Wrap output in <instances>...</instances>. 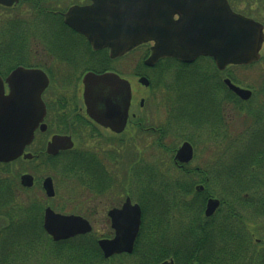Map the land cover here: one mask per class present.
<instances>
[{
  "label": "rangeland",
  "instance_id": "rangeland-1",
  "mask_svg": "<svg viewBox=\"0 0 264 264\" xmlns=\"http://www.w3.org/2000/svg\"><path fill=\"white\" fill-rule=\"evenodd\" d=\"M47 1L49 4H54V0ZM55 6L57 5L55 4ZM234 6L236 9H238L237 7L239 4L235 3ZM28 7L30 6L25 5L18 7L15 9L14 13H17L19 12L18 10ZM50 8L51 6L49 9ZM14 13L13 11L11 12L12 15ZM262 13L264 14V4H262ZM6 16H8V14ZM26 16L29 17L30 14L26 13ZM26 16H20L23 20L22 24L20 23L21 26L27 23ZM147 56L148 46L136 48L129 53V58L127 60L124 59L118 61L115 65V68H117L118 71H125L124 69L126 65H129V73H127V75L129 76V81L132 86L134 102L136 104L135 109H138L140 100L145 99L146 105L143 115L145 119H148V122L146 121V125L158 128L164 126V122L167 118L164 110H169L167 106L169 107L171 103L174 106L175 103H173L170 93L168 94L166 90L163 91V86L158 84V75H153L154 71L149 72V75L152 79V85L149 89L141 86L135 78L137 72L143 70L142 64ZM262 56L263 58L261 62L256 64L254 67L247 69L236 68L233 71L234 75L231 76L243 87L252 90L264 89V50ZM39 61L45 62L42 56L37 58V62ZM202 65L203 64H199V66ZM208 65L211 67L210 63H208ZM166 68V70H170L171 73L178 70V67L172 63L167 65ZM210 69L211 68L205 70L210 72ZM183 70L189 71L192 69L191 67H188L187 69L182 67L181 71L183 72ZM156 72H158V69ZM73 76L78 77L79 79L82 77V75ZM196 77H199V80L195 85L196 87H201L202 81L204 88L208 87L207 79L210 77V75H196ZM174 78H176V75H166V79L169 80V82H171ZM184 79L185 75L178 76L176 80L172 81V83H174V87L178 86L177 88H182L194 86L191 85V83L183 85L182 81L184 82ZM67 82L71 84V86L65 87L69 93L65 95L55 94L59 98H64L67 100L69 104L72 101L77 103V99L79 104H82V89L78 95L75 91L72 92L73 89H76V84H74L75 81L69 79ZM55 88H57V86ZM80 88L81 87L79 85V89ZM51 94L54 95V91L52 89H50L48 92L50 98L52 96ZM261 98L264 101L262 96ZM260 101L261 100L258 98L254 99L250 104L246 105L245 112L243 113L239 112L238 110L235 112L233 108L230 107V110L227 109L226 112H224V114L227 113L228 117H225L223 114L222 118L220 119L221 123L215 120V122L211 125L195 124L196 126H193L192 124H187V129H180L178 130V133L165 136V138L163 137L162 142H160L161 144L158 142L159 133L138 134V136L135 137L133 132L134 130L129 128V143L127 144L128 146H125V148L128 149V156L126 153H124L126 151L117 149V154L120 155L122 159H126V165L122 166L119 164L118 167L114 168L113 166L114 171L109 170V177L107 179H111L110 184L114 187L111 191L105 193L104 195H97L100 192L95 190H97V186H105L99 185L95 178L91 177L84 169L79 170V174L77 175L67 170L66 167L69 165V162L68 159L63 157L55 161L54 164L49 163L47 157L43 156L40 159L34 160L30 163L20 160L17 162L14 161V163L10 164L9 167L2 168L0 165V177L3 179V182L8 184L10 183V187L14 186L15 191L17 190L16 186L18 184L20 185V178L22 175L30 174L36 180V184L33 186V188L28 189L21 187L22 189H18L16 191L14 198L17 206L16 213L17 211L22 212L21 210H31L37 207L41 210V218L43 220L44 209L50 207L55 212L61 213L63 215L81 216L88 220L93 226V232L90 236H88L92 239H99L101 237L108 236L112 232L110 223L107 221V212L113 203H120L128 194L134 203H139V201L144 199L147 205V219L148 216H153L154 220H147L149 221L148 226H146L147 231H145L143 234L140 249L138 248L137 253L134 250L131 256H114V258L108 261V264H150L142 256V252L145 254L152 253L151 250L154 248L151 247V244L148 240L149 238H154L153 240L159 244H167L168 247L172 246V243L175 241V239L180 240L183 238L185 241H187L184 242V244L189 246L187 248L190 249L191 246H194V243L195 245L197 244L198 239L194 235V228L196 225L204 224V227L209 228L215 225V222L219 223L228 220V225L231 224V226L234 228L238 226L237 222H240L241 220H238L236 217H234L235 219H232L230 218L229 214L227 215L229 204L232 202V204L235 206L234 210L237 212L239 219L244 217V221L241 223L243 226L242 228L247 229L248 232H250L248 229L251 231L256 230L255 234H251L250 242L253 247L252 249L249 247L246 249L247 252H245V259L242 261V264H260V255L264 253V211H261L260 214H255L253 211L256 210L250 206L248 207V205L245 203L246 201L229 200L225 203V205L222 204L221 209L214 215L215 222L211 221L208 223L206 217L204 216V210L200 218V214L197 212L194 206V202H196L199 198L198 195L202 193L195 192L193 188V193L191 194H174L175 192H179L178 188L188 191V187L186 188L184 184H188L189 186V184L192 183V185L195 186L200 183H204L203 180L206 176L204 174L197 175L199 173L194 172L190 175H185L183 172L178 173L173 165L174 150L181 146L184 140H192L195 144V152L190 166L192 168H199L201 171L209 170L213 181H211L212 186L210 187L208 184V186L206 185V188L213 190L215 187L214 181H216L219 171L226 167V162L227 164L229 163L230 153L237 151V149H239L238 146L245 144V134H247L249 129L257 127L255 113L250 111L249 108L259 109L257 107L261 106ZM224 122L227 123L226 129L223 125ZM224 130L227 131L228 135L224 134ZM88 131L89 130L87 129V135H85L86 138L84 139L87 140V142H89L90 139L88 138V135L90 134ZM85 136H81V138ZM48 139V136L45 138L40 137L37 139V143H35V146L32 149L38 152V147H43L44 150V146H42V144H46ZM87 142L86 144L84 142L76 144L77 148L72 151L71 157L79 158V147L86 148L87 150L89 149V151H97V153L100 152L99 144H97L95 140H91L89 143ZM47 177H51L54 181V187L56 191L54 198H47L45 192L42 189L41 183ZM216 183V188L218 189L217 191L222 193L224 188L218 181ZM128 185L129 187H127ZM258 187L259 188L257 192L254 191L252 194H243V196L246 198L250 195L260 198L264 197V187L261 185ZM144 190H147L149 193L148 198L150 200L143 194ZM157 192H161L160 195L164 197L162 201L160 200V202L159 200L156 201V198H154L153 193L157 194ZM9 193L12 194L11 190ZM143 223L144 216L142 215L141 230L136 242L141 235ZM3 224L5 225V222ZM189 231L193 232L190 233ZM149 232H153L154 234L150 235ZM45 234V236L54 243V241L47 235L46 232ZM146 235L148 236V239L146 238ZM3 236H5V233H0V241L1 237ZM255 240L260 242L257 243ZM44 245H48L47 240H45L38 250L35 251L34 257L32 255H28L26 257L19 255V258L15 261L11 257L7 259L10 262H13L10 264H62L58 260V262L50 259L47 260L46 258L42 260L43 252L46 249ZM220 245L223 246V243ZM220 245L218 250L212 252L209 254L210 256H208L207 260L211 261V264H227L221 257L217 260L215 259V255H221L223 253L224 248H222ZM25 251L26 250L24 249L21 252ZM202 251L200 253H202ZM2 252L3 251L0 250V257H3L4 255ZM6 252L8 253V251ZM208 252H210V249ZM14 253H16L15 250L11 252V254ZM136 254L137 256H135Z\"/></svg>",
  "mask_w": 264,
  "mask_h": 264
},
{
  "label": "water",
  "instance_id": "water-1",
  "mask_svg": "<svg viewBox=\"0 0 264 264\" xmlns=\"http://www.w3.org/2000/svg\"><path fill=\"white\" fill-rule=\"evenodd\" d=\"M90 1L91 6L70 9L65 17L66 24L85 35L95 49L109 48L112 57L154 43L151 55L145 61L148 67H153L164 57H175L184 63H192L199 56L211 57L220 70L229 65H250L260 60L264 27L233 12L227 0ZM18 2L0 0V5L12 7ZM82 17L89 20L83 21ZM225 83L240 98H250V90L241 89L230 80ZM140 84L148 86L149 82L141 78ZM48 85L47 75L39 70L19 67L5 79L0 75V163L34 158L25 150L32 144L38 127L46 130L43 124L46 106L42 96ZM83 85L87 115L104 127L118 133L123 131L132 100L130 82L115 73H89L84 76ZM73 146L71 138L55 136L48 143L46 153L55 156ZM193 155L192 146L184 143L177 150L175 160L188 164ZM20 182L24 188L34 186V178L29 174L21 176ZM42 188L48 198L55 197L51 177L43 181ZM201 190L203 187L199 186L197 191ZM220 205L218 199H209L205 216L212 217ZM109 218L115 237L99 241L104 257L132 254L142 224L140 206L132 204L129 198L122 209L110 211ZM44 230L53 241L60 242L91 233L93 228L81 216L58 214L48 207L44 212Z\"/></svg>",
  "mask_w": 264,
  "mask_h": 264
},
{
  "label": "flooded vegetation",
  "instance_id": "flooded-vegetation-1",
  "mask_svg": "<svg viewBox=\"0 0 264 264\" xmlns=\"http://www.w3.org/2000/svg\"><path fill=\"white\" fill-rule=\"evenodd\" d=\"M227 2L233 12L251 19L264 27V14L262 13V4H264V0H227ZM235 3L239 4V6L237 7L238 9H236V7L234 6ZM55 4L57 6H55ZM25 5H29L30 7L18 10L19 12L14 13L15 9ZM91 5L92 2L90 0H54V4H49L47 0H19V2L17 4H14L12 7H5L3 5H0V25H2L0 26V75H10L15 69L22 67L28 70H39L47 75L49 80V85L42 96L43 102L46 106V116L43 121V124H45L46 126V130L42 131L41 128L38 127L35 131V138L32 144L25 150V153L32 154L34 158L32 160H24L23 158H19L18 160H16V162L22 160L30 163L34 160L40 159L43 156L51 159H59L61 157L68 159L71 157L72 151L77 148L76 144L81 142H84L86 144L87 140L84 139L86 138L85 135H87L88 129V132L90 133V136L88 135V138H90L89 142L91 140H95V142L99 144L100 152L97 153V151H89V149L87 150L86 148L79 147V157L83 159H93V162L97 168L96 176L94 175V178L96 182L99 183V185L105 186H97V190L95 191L100 192L97 195H104L105 193L111 191L114 187L110 184L111 179H107L109 177V170L114 171L113 166L115 168L118 167L119 164H121L122 166L126 165V159H122V157L117 154V149L126 151L124 153H126V155L128 156V149L125 148V146H128L127 144L129 143V128H132L134 130L133 132L135 134V137L138 136V134L141 135L146 133H159V141H157L160 143L162 142L163 137L165 138V136H170L178 133V130L180 129H187V124H192L193 126L202 124L211 125L215 122V120L221 123L220 119L227 109L230 110V107H232L235 112L236 110H238L239 112L243 113L245 112L246 105L250 104L254 99L258 98L259 100H261V106L257 107L259 109L249 108V110L256 111L262 110L264 108V101L261 98V96L264 98V89L252 90L243 87L231 76L234 75L233 71L236 68L247 69L254 67L256 64L261 62L263 58L262 55L264 45L261 49L260 60L258 62L250 65H230L227 66L224 70H220L216 66L214 59L206 56H199L192 63H184L175 57H164L161 58L153 67L145 66V60L151 55V47L154 45V43H147L138 47L140 48L148 46V56L143 61V70L137 72L135 78L137 79L139 84L141 78H146L149 82L148 86H144L142 84L140 85L146 89H149L152 85V79L149 75V72L154 71L153 75H158V84L164 87H162L163 91L166 90L168 94L170 93L171 99H173V103L175 104L173 106V104L171 103L169 107L167 106L169 110L163 109L167 116L164 122V126L156 128L146 125L148 119H145L143 115V111L146 105L145 99H141L138 104V109H135L136 104L134 102L133 91L128 119L123 131L118 133L111 128L104 127L101 124L93 121L87 115L86 106L84 103V76L89 73H95L97 75L104 73H115L128 82L130 81L129 76L127 75V73H129V65H126L124 69L125 71H118L117 68H115V65L118 61L124 59L127 60L129 58V51L125 54L112 57L111 50L109 48H103L99 50L95 49L90 40L85 35L66 24L65 17L70 9H72L73 7L83 8ZM50 6L51 8L49 9ZM12 11L14 13L13 15L11 14ZM26 13H29L30 16H26ZM7 14L8 16H6ZM21 15L26 16L27 21V23L23 24V26L20 25V23L22 24L23 22L20 17ZM82 20L88 21L89 19L86 17H82ZM97 25L101 26L100 17L97 18ZM39 56H42L45 62H37V58H39ZM171 63L178 67V70L173 71V73H171L170 70H166V66ZM208 63L211 64V67L208 65ZM199 64L203 65L199 66ZM182 67L186 69L188 67H191L192 70H183L182 72ZM208 68H211L210 72L205 70ZM157 69L158 72H156ZM73 75H82V77L81 79H79L78 77H74ZM166 75H176V78L172 79V81L176 80L180 75H185V81H182L183 85L191 83V85L194 86L199 80V77H196V75H210V77H208L207 79V88H204L202 86L177 88L178 86L174 87V83H172V81L169 82V80L166 79ZM69 79L74 80V84H76V89H73L72 92L75 91L76 94L79 95L82 89V104H79L78 99L76 100L77 103L72 101L69 104L67 100H65L64 98H59L56 95H65L69 93V91H67V88H65L66 86H71V84L67 82ZM226 80H230L235 86L241 89L250 90V98L248 100L240 98L237 94L229 89V87L225 83ZM78 84L81 87L80 89ZM56 86L57 88H55ZM50 89L54 91V95L51 94V98L48 95ZM6 93H8V88H6ZM224 115L225 117H228L227 113ZM225 122L223 123V125L226 129L227 123ZM224 134L228 135L226 130H224ZM47 136L49 138L48 141L46 142V144H42V146H44V150L41 146V148L38 147V152L32 149L34 148L35 143H37V139H39L40 137L45 138ZM55 136L71 138L74 144L73 148L70 150H61L55 156L48 155L46 153L47 145ZM81 136L85 137L81 138ZM189 140H184L181 146L184 143H189L192 146L193 151L195 152V144L192 140ZM181 146L174 150V167L176 168L178 173L183 172L185 175H190L193 172L199 173L197 175L204 174L206 176L203 180L204 183H200L195 186L192 185V183L189 184V186L188 184L184 185L186 186V188L188 187L189 190H193L194 188L195 192L205 193V191L207 190L206 185L211 180V173H209V170L201 171L199 168H192L190 164L193 160L188 164H183L176 161L175 156L177 150ZM13 163L14 162L7 164L0 163V165L3 168L5 165H10ZM223 172H225L224 169H221V171H219V174H222ZM35 181L36 180L34 179V186L36 184ZM43 181L41 183V186L43 184ZM199 186H202L203 190L197 191V188ZM127 187H129V185ZM129 198L131 199L128 194L120 203H113L109 208L107 212V221L108 223H110V227L112 230L110 235L101 237L99 239L91 238L92 245L94 244L93 241H95L100 253L106 261L114 258V256L119 257L124 255H132L123 253L114 255L113 257L106 259L98 244L100 240H112L115 237V230L112 228L111 219L109 218V212L115 209H122L127 199ZM211 198L212 197L208 198L207 201ZM218 200L221 202V205L216 213L221 209L222 206V201L220 199ZM131 202L132 204H138L140 206L143 215V209L141 205L136 202L134 203L132 199ZM45 210L46 209H44V212ZM214 215L212 217L205 216L208 223L213 221ZM148 220H154L153 216H148ZM2 222L3 221H0V229L2 228ZM221 223L222 222L217 223L216 227L219 228L221 226ZM201 227H204V224L195 226L194 235L196 237V231ZM92 232L86 235L77 236L66 241H54V243L75 241L76 239H79L81 237L90 236ZM255 241L257 243L260 242L257 240ZM214 251L216 250H213L212 252ZM165 262H173V264H175V261L173 259L165 260L160 264H163ZM195 264L200 263L197 262Z\"/></svg>",
  "mask_w": 264,
  "mask_h": 264
},
{
  "label": "trees",
  "instance_id": "trees-1",
  "mask_svg": "<svg viewBox=\"0 0 264 264\" xmlns=\"http://www.w3.org/2000/svg\"><path fill=\"white\" fill-rule=\"evenodd\" d=\"M3 77L7 75H2ZM202 87L203 81H202ZM255 113V118L257 119V127L251 128L245 134L246 139H244V145L238 146L239 149L237 151L231 152L229 157V163H225V168L222 174H218L215 183V187L212 189H208L205 193L198 195V200L194 202V206L197 212L201 214L204 210L206 201L208 198H218L222 201V204L229 200H239L246 201V205L248 207L254 208L256 211L255 214H260L261 211H264V197H256L249 196L244 197L243 194H252V192L258 191V186L264 187V108L262 110L252 111ZM48 162L54 164L56 159L47 158ZM69 165L66 167L67 170L73 172V174H79V170L84 169L89 173L91 177L96 176L97 168L93 162V159H83L78 157H70L68 158ZM4 167H9V165H5ZM95 175V176H94ZM216 178V177H215ZM0 177V221L5 222V225L1 224L0 233H5V236L1 237L0 241V250L3 251V257H0V264H10L7 258H12L14 261L20 256L26 257L28 255H32L34 257L35 251L44 243L45 240L48 241V245H44L46 248L42 255V260L45 258L47 260H54L55 262H61L62 264H108L102 254L99 251L98 246L95 241L92 245L90 237H81L76 239L75 241L64 242V243H53L49 240L45 235V231L43 229V220L41 218V210L37 207L31 210H21L22 212L16 213V203L14 201L15 193L18 189H22L18 184L16 186V191L14 186H9L8 183L2 181ZM213 178L207 186H212ZM219 182L221 186L224 188V191L220 193L217 191L216 182ZM211 182V183H210ZM144 183V182H143ZM142 183V185H143ZM141 185V186H142ZM257 187V188H256ZM12 192L10 194L9 192ZM179 192H175L181 194H191L193 190H181L178 188ZM263 191V190H262ZM261 191V192H262ZM152 193V192H150ZM145 197L148 198L149 193L147 190L143 191ZM154 194V198L156 201L164 198L161 196V192H157ZM144 197V198H145ZM149 199V198H148ZM150 200V199H149ZM143 209L144 223L142 226L141 235L136 242L135 252H138V248L142 244L141 240L145 231H147L146 226H148L147 221V205L144 199L139 201ZM235 206L229 204L228 213L230 218L236 217L238 220V226L232 227L231 224L228 225V220L222 221L221 226L219 228L215 225L207 228L201 227L197 232V244L194 246L187 248L184 244L185 239H175L173 241L172 246L168 247L167 244H159L154 241V238H149L146 235V238L149 240L152 253L145 254L142 252V256L146 259L150 264H160L161 262L173 259L175 264H207L211 261H208L209 254L212 253L213 250H218L219 245L223 243L222 248H224L223 253L221 255H215V259L222 258L227 264H242V261L245 259L246 249L249 247L252 249L251 244V234H255V231L250 232L247 229L242 228L243 218L239 219L237 216V212L234 210ZM10 210V211H9ZM235 219V218H234ZM234 224V223H233ZM236 224V225H237ZM203 225V224H202ZM240 225V226H239ZM247 228V226H246ZM192 233L193 231H189ZM195 232V230H194ZM150 235H153V232H149ZM3 239V240H2ZM183 243V244H182ZM182 244V245H181ZM180 245V246H176ZM26 250L25 252H21L22 250ZM210 249V252L209 249ZM16 253L11 254L13 250ZM228 249V252H227ZM203 250V251H202ZM8 251V253L6 252ZM202 251V253H200ZM6 254V255H5ZM11 254V255H10ZM137 256V254L135 255ZM218 256V257H217ZM261 261L260 264H264V253L260 255ZM217 257V258H216ZM58 260V261H57ZM219 261V260H218ZM214 263V262H213ZM43 264V263H40ZM140 264V263H139ZM211 264V263H210Z\"/></svg>",
  "mask_w": 264,
  "mask_h": 264
}]
</instances>
